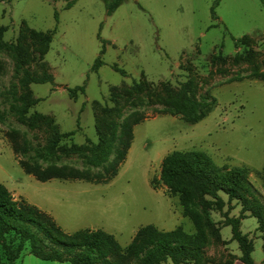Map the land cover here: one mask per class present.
I'll use <instances>...</instances> for the list:
<instances>
[{
	"label": "rangeland",
	"instance_id": "rangeland-1",
	"mask_svg": "<svg viewBox=\"0 0 264 264\" xmlns=\"http://www.w3.org/2000/svg\"><path fill=\"white\" fill-rule=\"evenodd\" d=\"M31 30L51 34V40L34 37ZM103 47L104 63L93 70ZM0 60V103L6 112V123H0V183L50 210L67 232L103 229L125 247L148 224L195 231L178 197L164 186L154 188L152 180L159 179L167 153L202 150L219 165L250 168L246 207L261 217L245 212L241 229L254 242L253 258H264V81L229 82L264 71L261 0H125L110 15L103 0H2ZM29 77L39 81L26 82ZM183 83L189 94L181 90ZM81 85L84 92L71 95L69 90ZM207 91L217 104L197 123L162 113L171 100ZM134 111L146 118L135 125L127 159L108 183L39 181L23 170L6 137L14 127L33 147L47 148L56 135L73 132L61 137L51 162L80 166L93 145L110 138V125L118 133ZM231 204L224 208L231 216L243 212L241 202ZM204 214L205 264H231L240 252L238 243L229 241L231 226H224L220 212ZM28 253L27 244L23 256ZM0 259L6 260L1 245Z\"/></svg>",
	"mask_w": 264,
	"mask_h": 264
},
{
	"label": "trees",
	"instance_id": "trees-1",
	"mask_svg": "<svg viewBox=\"0 0 264 264\" xmlns=\"http://www.w3.org/2000/svg\"><path fill=\"white\" fill-rule=\"evenodd\" d=\"M103 1L108 15L125 2ZM261 2L264 5V0ZM216 4L217 2L212 6L214 19L217 18ZM30 34L51 40V34L32 30ZM241 38L243 36L234 38V43L237 44ZM103 54L104 47L92 66L93 70H98L103 65ZM114 67L127 75L124 69L117 65ZM3 73L4 63L0 60V83ZM252 77L264 81V71L235 75L229 78V82ZM33 81L39 79L29 77L26 80ZM139 85L141 84H135L137 87ZM84 89L85 85H81L69 91L74 95L77 90L84 92ZM181 90L185 94L191 92L187 83H183ZM216 104L217 98L207 91L199 98L188 96L185 99L171 100L168 109L162 113L177 116L188 123H197L208 116ZM145 118L144 114L131 112L120 123L118 133L110 125V138L101 139L98 144L93 145V154L80 166L51 162L53 151L59 146L61 137L73 132L56 135L47 148L33 147L25 134L14 127H8L6 137L20 158V166L39 181L78 179L108 183L117 176L127 159L134 139L135 125ZM0 123H6V112L1 109V103ZM249 173L247 165H219L207 152L198 149L173 150L167 153L161 163L160 177L157 181L152 180V186H164L169 195L178 197L182 214L191 220L195 231L188 232L183 225L164 230L148 224L140 227L125 247L113 234L102 229L85 228L67 232L52 214L23 197H15L5 184L0 183V245L6 259H0V264H16L22 258L27 244L29 254L43 260L69 261L71 264H130L135 260L140 261V264H205L207 260L205 261L204 247L209 242V236L204 212H220L226 221L224 226H231L232 240L238 243L242 263L257 264L252 255L254 242L241 229L242 220L248 217L245 212L250 211L249 216L256 217L258 221L261 217L255 208L246 207L250 201ZM233 201L242 203L243 212L238 216H231L229 210H224Z\"/></svg>",
	"mask_w": 264,
	"mask_h": 264
},
{
	"label": "crops",
	"instance_id": "crops-1",
	"mask_svg": "<svg viewBox=\"0 0 264 264\" xmlns=\"http://www.w3.org/2000/svg\"><path fill=\"white\" fill-rule=\"evenodd\" d=\"M10 190V189H9ZM11 191V190H10ZM12 193H13V195L15 196V197H22V195H20L19 193H14L13 191H11ZM30 203H32V204H35V205H37L38 207H40L41 209H43V210H45V211H47V212H49V213H51L50 212V210H48V209H45L42 205H39L38 203H34V202H32V201H29ZM154 225V224H153ZM91 229H93V228H91ZM103 230V229H102ZM105 231V230H104ZM107 232V231H106ZM110 233V232H109ZM112 234V233H111ZM114 235V234H113ZM115 236V235H114ZM135 236V235H134ZM116 237V236H115ZM117 239V238H116ZM118 240V239H117ZM229 241H232V238H231V240H229ZM120 243V242H119ZM124 247V246H123ZM239 248V247H238ZM240 255H241V252H239L238 250L235 252V254H234V258H233V260H232V263L231 264H243L242 263V261L240 260ZM22 262H21V264H43V263H41L40 261H47V260H43V259H40V258H38V257H36V256H34V255H32V254H25L22 258ZM255 260V262L257 263V264H264V258L261 260V261H257L256 259H254ZM49 262H51V263H53V264H71L69 261H65V262H60V261H51V260H49Z\"/></svg>",
	"mask_w": 264,
	"mask_h": 264
}]
</instances>
